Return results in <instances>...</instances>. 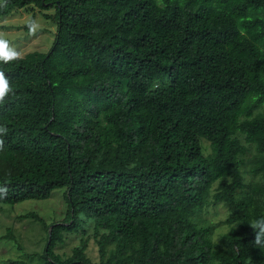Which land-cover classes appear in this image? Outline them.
Here are the masks:
<instances>
[{"label": "trees", "instance_id": "obj_1", "mask_svg": "<svg viewBox=\"0 0 264 264\" xmlns=\"http://www.w3.org/2000/svg\"><path fill=\"white\" fill-rule=\"evenodd\" d=\"M29 6L55 34L0 59V204L62 189L66 211L22 214L44 246L5 264H264V0H0V17Z\"/></svg>", "mask_w": 264, "mask_h": 264}, {"label": "rangeland", "instance_id": "obj_2", "mask_svg": "<svg viewBox=\"0 0 264 264\" xmlns=\"http://www.w3.org/2000/svg\"><path fill=\"white\" fill-rule=\"evenodd\" d=\"M53 11L54 9L40 11L35 6H29L0 17V40L6 42V51L14 56H23L32 50L47 51L54 38L55 24L50 18H45L43 12ZM61 190L56 189L52 196L44 200L26 199L16 204H0V264H5L10 259H25L26 254L42 250L46 235L43 225L21 215L36 212L46 223L60 220L66 211ZM227 212V208L221 203L211 204L205 209L203 216L214 225L211 233L214 241L228 229V225L222 223ZM9 230L12 236L8 235ZM79 238V233L67 234L64 242L57 244L55 251L70 254L72 248L79 244ZM86 254L93 261H98L97 245L92 237L88 238Z\"/></svg>", "mask_w": 264, "mask_h": 264}, {"label": "clouds", "instance_id": "obj_3", "mask_svg": "<svg viewBox=\"0 0 264 264\" xmlns=\"http://www.w3.org/2000/svg\"><path fill=\"white\" fill-rule=\"evenodd\" d=\"M7 44L5 41L0 40V59H3L5 61L10 60L13 58L14 54L9 53L6 51ZM9 91V86L6 78L4 77L3 72H0V102L4 100V97L7 95ZM5 131V129L0 128V132ZM2 141H0V145H2ZM251 227L259 228L260 231L255 236V244L258 246H264V243L261 241V236L264 235V221L257 222L253 225H250Z\"/></svg>", "mask_w": 264, "mask_h": 264}]
</instances>
